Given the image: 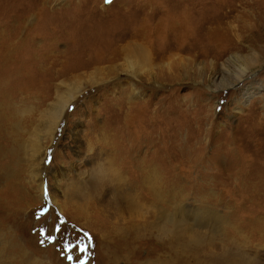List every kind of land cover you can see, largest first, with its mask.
<instances>
[{
    "label": "rangeland",
    "instance_id": "374dc122",
    "mask_svg": "<svg viewBox=\"0 0 264 264\" xmlns=\"http://www.w3.org/2000/svg\"><path fill=\"white\" fill-rule=\"evenodd\" d=\"M221 1L0 0V264H264V0L234 3L241 50L207 41L194 58L182 38L166 49L168 29L151 68L116 53L163 4L197 22ZM235 52L258 55L239 84ZM77 89L45 160L74 191L48 179L40 199L25 152L38 112Z\"/></svg>",
    "mask_w": 264,
    "mask_h": 264
},
{
    "label": "bare ground",
    "instance_id": "6f19581e",
    "mask_svg": "<svg viewBox=\"0 0 264 264\" xmlns=\"http://www.w3.org/2000/svg\"><path fill=\"white\" fill-rule=\"evenodd\" d=\"M31 1H33V0H31ZM236 1H238L239 3H243L246 0H222L221 2H218V6H214L213 7V8L216 9V11H215L216 13H214L212 15H209L208 17L205 16V18L202 17L203 19L202 20H198L197 22L192 21L193 17L190 14L187 17L183 16V18L181 19L179 14L176 12V18L170 17L171 14H170V10H168V5H167V8H166V4H163V8L164 9L162 11V14L166 15L168 13L169 16H167V18H165V20L162 23H160V25H157L155 27L153 25H151V24H147V25H143L141 27H138V29H137L138 32H136L135 35L140 40L139 41H134V42H130L129 41V43L119 47L117 49L116 53L119 54L120 57L123 56V58L125 59L126 62H128V63H129V61L132 62L133 65L136 66V67H141V68L142 67H149V68H151L153 66V62H152L153 57H156L155 53L156 54H163L165 52V49H159V48L155 49V47H153L151 45V43L154 40V38L157 36L156 34L159 35V33H161L164 30H168V29H170V31H172V33L171 32L168 33V34H170L169 35V45L167 46L166 49L175 51V49L177 47L171 49L175 39H178V40H182L183 39V41H179L180 42L179 46L181 45V50L183 52L184 51L187 52L188 55H191V53H192V56L194 58L199 57L201 51L204 54L208 52V51H205L207 49L203 47L204 45L209 47V45L203 43V42H207V41H209L210 44H212L215 47H217L218 50L223 48V52H224V49H227V50H232V49L241 50L240 44L243 43V42H249L250 39L248 37H242L239 34V32L236 30V27L234 25V21L235 20L233 18L234 17L233 14H234V12L236 10L235 4H234ZM22 4H23V2H22ZM179 8H182V7L179 6ZM179 8L177 9L178 11H179ZM186 12H187V10H186ZM195 18H197V17H195ZM149 20L150 21H154L155 18L152 17V19L150 18ZM176 20H178L177 24L174 25V22ZM148 23H149V21H148ZM203 29H206L205 30V36L203 35V32H202ZM156 30H158V33L156 32ZM143 32H146L147 34H149L148 35L149 36V41H147V40H145L143 38ZM164 42H165V44L168 43V41H167V43H166V41H164ZM170 42H173V43L171 44ZM11 47H12V45H11ZM152 47L154 48V50L152 49ZM168 47L170 49H168ZM102 50H106V49H101L99 51L102 53L103 52ZM114 51H115V49L113 51H111V52L113 53ZM62 55H64V54H62ZM115 56H116V54H114L111 59H114L113 57H115ZM99 57L103 58V55L99 56ZM231 57H232V59H234V61H239V60L241 61L242 60V64H240L238 66L234 65L235 68H234V72L232 73L233 74L232 75L233 76V81H234L233 83L234 84H239L244 79L247 78V76H248L247 74L249 73V69L254 64H257L258 55L256 54V52H253V53H251L249 58L247 57V59H245L240 54H237L235 52V54L233 56H231ZM156 58H158V57H156ZM65 59H67V58H65ZM97 60H95V61H97ZM228 61H232V60H228ZM96 64H98V63H96ZM231 64H232V62H231ZM210 65L213 67L212 63ZM85 66H86V63L84 65H71V66L67 65L65 68H63L61 70V74L64 75V74H66V72L68 70H73V67H75L76 70L78 68H81V67H84V68H81V69H86ZM227 66H230V64L228 62H227ZM231 66H233V65H231ZM93 69L97 70L98 67L97 68L94 67ZM93 71H95V70H93ZM174 77H175V75H171L169 78H171L173 80ZM90 79H91V83L95 82L93 77H90ZM73 92L72 93L71 92L66 93L64 96L56 98L54 104L53 103L52 104H48L47 108L44 111L41 110V112H38L40 118L42 119V122H41L42 127L40 125L39 131L35 132L33 134L34 135V137H33L34 140L30 142V146H28L26 148V151H25L30 156V159L26 161V167L28 169H30V179H31L30 184L31 183L35 184L37 182V184H35L34 188H37L38 197L40 199L42 198V197H40L41 193H43V194L45 193V191H44L45 185H48V181L49 180L50 181L53 180V185H55V190H53V188L51 190L52 196H55L56 194L57 195L58 194H62L65 191L66 192L71 191V190H73L75 188V187H73L70 184L71 182H69L67 184L65 183L66 180H69V176L68 175H64L62 173V171H60V169H59V171H56L57 169L55 171H52L51 165H45V164H47L45 160H46V154H47V151H48L47 149L49 147L48 145L49 144L51 145V143H53V141L55 140L56 132H57L58 128L61 126L60 124L63 123L65 121V118L67 117V115H66L67 107L71 103V101L74 100V96L78 94L79 89H77V90H75ZM133 94L137 95L138 92L133 90ZM128 112H129V108H128ZM100 125H102V124H100ZM93 130H95V129H93ZM105 130L107 131L106 128H105ZM105 130H104V127H99L96 130V132L100 131L99 133H102L100 135L107 138L110 134L106 135V133L108 131L106 132ZM110 132L113 133L115 140L119 139V137L117 136V133L115 131L110 130ZM113 135H110L109 150L116 153V151H118L117 150L118 143H116L115 147L113 146V142H112ZM118 154L111 155L109 160L110 161L114 160V161L118 162L117 159H116L120 155V154L119 155ZM107 158H105V159H107ZM140 162L143 164V168H141V169L138 168L139 169V170L137 169L138 172L141 171V173L144 176H147L149 178H152V179L154 178L155 179L157 177L158 173L152 167V164H147V159H144V160H142ZM136 164H137V162H136ZM119 165L120 164L117 165V169H118L119 172L122 173L123 171L121 170ZM70 169L74 171V168H70ZM68 171H70V170H68ZM119 177L125 184L126 183H130L131 184V182H132V181L131 182L127 181V177L125 175H123V174H122V177L120 175H119ZM46 180H47V184H44V181H46ZM46 194H47V192H46ZM53 201H55V200L53 199ZM54 205H55V203H54ZM56 205H58V204H56Z\"/></svg>",
    "mask_w": 264,
    "mask_h": 264
},
{
    "label": "snow or ice",
    "instance_id": "6c2138e0",
    "mask_svg": "<svg viewBox=\"0 0 264 264\" xmlns=\"http://www.w3.org/2000/svg\"><path fill=\"white\" fill-rule=\"evenodd\" d=\"M81 251H83V250H81Z\"/></svg>",
    "mask_w": 264,
    "mask_h": 264
}]
</instances>
